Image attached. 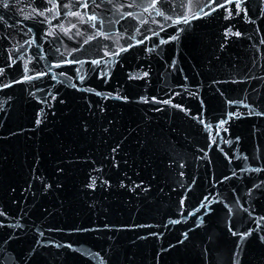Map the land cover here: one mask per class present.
<instances>
[{
    "label": "water",
    "instance_id": "1",
    "mask_svg": "<svg viewBox=\"0 0 264 264\" xmlns=\"http://www.w3.org/2000/svg\"><path fill=\"white\" fill-rule=\"evenodd\" d=\"M152 4L0 0V264H264V0Z\"/></svg>",
    "mask_w": 264,
    "mask_h": 264
},
{
    "label": "snow or ice",
    "instance_id": "2",
    "mask_svg": "<svg viewBox=\"0 0 264 264\" xmlns=\"http://www.w3.org/2000/svg\"><path fill=\"white\" fill-rule=\"evenodd\" d=\"M49 2H51V0H49ZM155 3H156V0H153V4H152V7L154 8L155 7ZM5 8H7L8 7V3L7 2H4V5H3ZM87 5L85 4V7H86ZM65 7H68V5H65ZM236 9H237V11H239L240 10V3L239 2H237L236 3ZM70 15H77L76 13H69ZM158 15H163V13H157ZM195 18V17H194ZM96 19V17L95 16H91V17H89V20H95ZM178 22H180V21H178ZM182 22H187V17L185 16L184 17V20L182 21ZM95 25H93V27H94ZM236 35H239V33H236ZM97 63H98V61H97ZM25 70L27 71V65H25ZM0 71H2V69H0ZM144 75L146 76L147 75V73H144ZM134 79L135 78H137V77H133ZM40 121L39 120H37V123H39ZM93 183H95V181H93ZM0 215H2V213H0ZM234 235L236 234V233H233ZM242 236H247V235H250V233H244V234H241Z\"/></svg>",
    "mask_w": 264,
    "mask_h": 264
}]
</instances>
